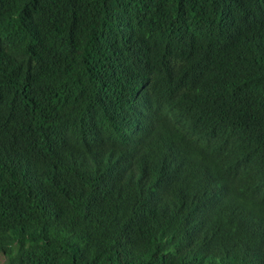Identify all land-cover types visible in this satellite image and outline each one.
Instances as JSON below:
<instances>
[{
	"label": "trees",
	"instance_id": "16d2710c",
	"mask_svg": "<svg viewBox=\"0 0 264 264\" xmlns=\"http://www.w3.org/2000/svg\"><path fill=\"white\" fill-rule=\"evenodd\" d=\"M0 264H264V0H0Z\"/></svg>",
	"mask_w": 264,
	"mask_h": 264
},
{
	"label": "rangeland",
	"instance_id": "374dc122",
	"mask_svg": "<svg viewBox=\"0 0 264 264\" xmlns=\"http://www.w3.org/2000/svg\"><path fill=\"white\" fill-rule=\"evenodd\" d=\"M2 259V258H1Z\"/></svg>",
	"mask_w": 264,
	"mask_h": 264
}]
</instances>
